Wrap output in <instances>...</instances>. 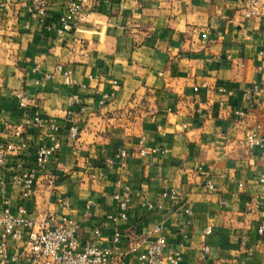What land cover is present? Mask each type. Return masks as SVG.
I'll use <instances>...</instances> for the list:
<instances>
[{"label": "crops", "instance_id": "1", "mask_svg": "<svg viewBox=\"0 0 264 264\" xmlns=\"http://www.w3.org/2000/svg\"><path fill=\"white\" fill-rule=\"evenodd\" d=\"M31 1L12 0L7 9L0 0V144L21 149L7 157L9 168L17 161L33 167L37 150L51 145L35 130L16 134L25 115L16 94L24 92L30 111L60 125L62 149L38 176L33 201L21 200L7 170L13 212L24 206L34 219L65 215L78 223L83 247L116 211L121 180L132 202L117 256L162 225L167 250H181L179 264H264V162L244 144L264 115V0L251 18L246 0H100L63 40L45 27L58 22L65 0L44 21L32 19ZM247 90H257L253 100ZM68 113L80 128L74 142ZM141 138L160 151L141 157ZM122 150L127 168L107 167ZM205 172L213 191L204 187ZM169 189L178 191L176 203L161 198ZM147 200L164 209L150 212ZM183 206L194 210L190 223ZM102 236L113 247L111 229Z\"/></svg>", "mask_w": 264, "mask_h": 264}, {"label": "built area", "instance_id": "2", "mask_svg": "<svg viewBox=\"0 0 264 264\" xmlns=\"http://www.w3.org/2000/svg\"><path fill=\"white\" fill-rule=\"evenodd\" d=\"M55 1L32 0L28 7L32 19L44 21ZM99 1L65 0V11L59 17L58 22L46 25L45 29L48 32L55 30L59 39L63 40L68 33L77 30L80 24L91 19L94 14L93 7L97 6ZM246 1L248 5L247 18L259 15L261 0ZM11 3L12 0H5L2 6L8 9ZM51 78L50 75L46 76V80ZM37 85L44 86L45 81H38ZM220 91L227 92L224 89ZM227 93L231 94V92ZM257 93V90L254 92L247 90L244 97L247 100H253ZM16 98L20 108L25 111L23 121L15 128L16 134L19 135L23 130H35L50 138L51 145L41 146L37 150L33 167L25 168L23 162L17 161L9 168L6 163L7 157L10 155L20 156L21 149L12 142L0 144V187L3 191L0 195V264L16 262L22 264H179L181 250L178 248L167 250L168 243L162 225H155L141 241L129 243L128 249L121 256L115 254L114 246L120 245L123 238L120 227L129 217L132 202L131 190L121 180L117 182L119 191L114 196L117 200L116 211L108 213L106 222L94 228V238L86 242L83 247L78 237L79 225L75 220L51 211L34 219L29 216L28 210L24 206L18 209V213L13 212L11 200L4 192L7 183V170L11 173V183L19 188L21 200L24 202L33 201L37 197L38 176L52 159L58 158L62 149L60 125L55 120L45 119L38 109L30 111L29 99L24 92H18ZM75 101H77L76 96L72 98L71 104ZM235 113L241 118L246 116L243 111ZM67 117L72 123L68 130V139L74 142L79 137L80 128L71 113H68ZM0 136H2L1 131ZM244 144L250 149H259L264 162V115L262 120L248 131ZM158 151L160 150L157 148L148 147L145 138L140 139L137 152L141 157L150 153L155 154ZM162 151L166 152L167 150ZM127 157L128 152L122 150L107 161V167L113 169L119 164V170L123 171L127 168ZM205 175L207 179L204 187L208 191H213L215 184L210 178V173L205 172ZM48 181L50 186H54L56 179L50 177ZM260 182L264 184V174L260 176ZM161 198L176 203L178 191L175 189L166 190L162 192ZM223 205H227V203L223 202ZM145 206L150 212L164 209L162 203L157 204L151 200H147ZM182 209L189 218L187 223H190V219L194 216L193 208L183 206ZM105 228L111 229L113 247L107 246L102 236ZM211 232V228H207L205 234L210 235ZM258 232L264 236V222ZM11 244H13L15 252H10ZM204 249L205 251L209 250L208 246ZM127 257H131V260L126 261Z\"/></svg>", "mask_w": 264, "mask_h": 264}]
</instances>
